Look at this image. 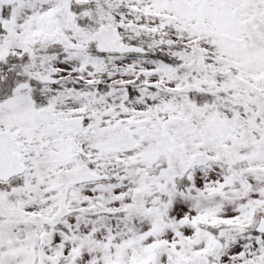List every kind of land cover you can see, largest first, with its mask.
<instances>
[{"label":"snow or ice","instance_id":"6c2138e0","mask_svg":"<svg viewBox=\"0 0 264 264\" xmlns=\"http://www.w3.org/2000/svg\"><path fill=\"white\" fill-rule=\"evenodd\" d=\"M0 264H264V0H0Z\"/></svg>","mask_w":264,"mask_h":264}]
</instances>
